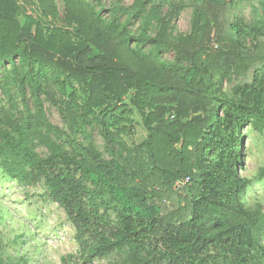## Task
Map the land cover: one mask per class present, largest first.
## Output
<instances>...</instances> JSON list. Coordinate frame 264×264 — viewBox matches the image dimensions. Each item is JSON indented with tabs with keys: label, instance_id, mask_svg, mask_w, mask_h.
<instances>
[{
	"label": "trees",
	"instance_id": "trees-1",
	"mask_svg": "<svg viewBox=\"0 0 264 264\" xmlns=\"http://www.w3.org/2000/svg\"><path fill=\"white\" fill-rule=\"evenodd\" d=\"M62 1L60 17L55 0H0V89L8 103L0 172L19 184L43 182L75 226L84 264L112 255L110 264H264V211L244 204L249 183L240 172L244 129L264 128V49L243 45L230 4L197 10L193 33L178 40L173 14L160 19L157 35L148 33L157 13L147 6L163 0H137L145 20L137 36L89 0ZM251 2L264 47V0ZM165 47L189 66L163 65ZM49 72L62 78L64 93L73 88L59 107L71 130L100 110L109 161L64 148L45 109ZM131 91L148 132L133 152L119 128ZM184 181L178 210L160 218L148 195Z\"/></svg>",
	"mask_w": 264,
	"mask_h": 264
},
{
	"label": "rangeland",
	"instance_id": "rangeland-1",
	"mask_svg": "<svg viewBox=\"0 0 264 264\" xmlns=\"http://www.w3.org/2000/svg\"><path fill=\"white\" fill-rule=\"evenodd\" d=\"M97 9L102 8L106 18L119 20L121 26L127 28L133 35H140L145 28L144 17H137L141 6L137 0H89ZM222 0H211L203 3L202 0H163L155 5H148L147 12L155 10L156 19L149 25L150 36L158 34L160 19L171 16V32L178 40L188 38L194 31V20L197 10L205 15L210 9V3ZM230 4L235 22L241 23V41L247 49L255 51L259 46L256 36L263 30L256 24L255 9L252 0H224ZM60 17L64 15L65 5L62 0H55ZM169 16V18H170ZM158 18V19H157ZM135 44V43H133ZM216 44H213L215 46ZM136 46V44L134 45ZM152 49L144 48L145 52ZM212 52H209V55ZM210 59V56H208ZM159 58L163 65L168 67L186 68L189 66L176 50L165 47ZM3 67L0 65V71ZM48 95H43L45 109L49 120L64 134L60 142L66 150L84 148L91 150L95 156L109 161L111 157L106 151V140L101 134L98 119L100 110L91 115L83 123L81 130H71L60 113V105L70 101L73 88L62 90V78L56 73H48L44 78ZM234 82L227 80L225 88L231 93ZM134 91L125 99V120L122 121V138L127 148L134 149L144 143L148 136L144 120L133 104ZM79 100V99H78ZM81 101V100H80ZM79 101V102H80ZM8 108V103L0 89V117ZM127 118V119H126ZM81 122V121H80ZM241 175L248 179V188L243 195V202L248 209L261 208L264 211V178L260 174L264 170V128L248 126L243 131ZM43 157L48 152L43 147H37ZM126 152V151H125ZM178 182L173 191L163 192L161 197L148 195L147 203L155 206L160 218L169 216L179 208V195L183 193L182 185ZM103 212V209H101ZM111 221L116 222L113 212ZM264 242V238H263ZM83 247L78 242L77 230L70 221L64 208L54 202L49 196L43 182L36 184H19L8 179L0 172V260L8 264H84ZM115 255L96 258L91 264H110ZM0 261V263H1Z\"/></svg>",
	"mask_w": 264,
	"mask_h": 264
}]
</instances>
